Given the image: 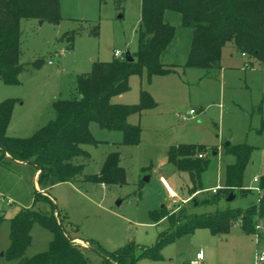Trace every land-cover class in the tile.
<instances>
[{
	"label": "rangeland",
	"instance_id": "374dc122",
	"mask_svg": "<svg viewBox=\"0 0 264 264\" xmlns=\"http://www.w3.org/2000/svg\"><path fill=\"white\" fill-rule=\"evenodd\" d=\"M58 3L59 19L55 22L20 19L19 61L24 67L17 83L0 79V102L14 100L6 127L8 136L28 137L52 119L53 101L76 94L75 77L89 72L93 61L114 59V49L128 51L131 56L137 51L140 0ZM164 17L173 25L174 34L160 61L173 67L172 71L148 76L142 68L140 74L129 76L128 90L111 98L113 102L137 103L140 90H145L153 99L154 108L127 118L128 123L140 128L137 144H121L119 130L104 129L91 121L89 130L98 142L83 144L88 158L74 160L84 163L83 174H94L107 153L118 151L125 182L101 184L78 179L47 188L60 213L64 234L102 249L103 253L72 240L83 245L81 250L89 264H116L106 258L119 248L132 246L139 251L155 244L168 224L165 218L154 222L150 212L162 204L170 213L203 214L225 208L241 211L257 202L259 179L255 175L264 174V64L226 45L216 65L186 66L192 28L181 23L177 12L166 11ZM189 109L195 111L194 115L181 119L179 116ZM179 143L194 145L199 149L195 155L204 154L202 189L193 193L187 192L190 183L185 171L171 163H159L168 147ZM242 143L251 148L248 161L240 187L233 188L235 196L227 201L222 196L225 171L235 161L227 148ZM34 170L32 164L7 160L0 149V264H12L6 257L11 218L22 208L49 210L46 203L33 204L34 190H38L33 182ZM160 174L177 185L172 187L184 202L169 205L158 181ZM213 188L218 189L219 198L205 203L206 198L214 196ZM241 223V217H237L225 233L196 228L165 241L155 257L139 256L135 251L134 262L126 260L123 264H190L200 249L205 254L201 264H257L256 251L264 249V217L252 214L253 231H245ZM256 224L260 226L257 241ZM30 235L27 257L48 249L52 233L47 227L33 222Z\"/></svg>",
	"mask_w": 264,
	"mask_h": 264
},
{
	"label": "trees",
	"instance_id": "16d2710c",
	"mask_svg": "<svg viewBox=\"0 0 264 264\" xmlns=\"http://www.w3.org/2000/svg\"><path fill=\"white\" fill-rule=\"evenodd\" d=\"M0 79L7 83H17V75L24 67L19 61L20 19L36 18L55 22L59 19L58 0H0ZM166 11L177 12L181 23L192 28V37L186 66L211 67L218 63L221 49L230 45L238 52L264 64V0H140L137 51L132 60L124 56L110 61H93L87 73L75 77V91L71 98H57L53 101L54 117L25 138L6 135L14 100L6 98L0 102V149L10 161L27 162L38 171L36 182L44 191L55 183L73 182L78 179L98 183L122 184L125 171L119 164L118 151L105 156L99 170L94 174H83L84 163L74 160L88 158L83 144H96L89 130L91 121L99 127L121 132V144H137L140 128L127 122L132 113L141 114L155 105L145 90H140L137 103L112 102L111 98L128 90L131 74H140L142 68L148 76L172 71L160 61V54L171 41L174 27L164 17ZM36 63V61H35ZM250 146L242 143L227 150L235 156V161L226 166L224 194L227 197L234 187H240L241 175L248 161ZM199 151L192 144L179 143L168 147L166 159L179 171H185L189 183L187 192L202 189L200 174L206 162L195 153ZM257 202L244 210L216 209L210 213H170L165 205L150 212L153 221L167 220V228L160 234L155 244L137 251L132 246H124L108 255L106 261L123 264L134 262L137 255H159V247L168 240L191 232L196 228H207L212 233H225L237 217H241V227L253 231L251 217L256 213L264 217V174L258 177ZM245 191V190H244ZM214 196L205 203L214 202ZM48 204L49 210L22 208L10 220L9 246L6 257L12 264H89L83 256L81 246L72 242L64 234L60 213L48 194L34 190L33 204ZM195 203V200H193ZM33 222L47 227L52 233L48 249L31 257L25 250L31 243L30 228ZM98 252V244L87 242ZM137 251V255L134 252ZM138 256V257H139Z\"/></svg>",
	"mask_w": 264,
	"mask_h": 264
},
{
	"label": "built area",
	"instance_id": "2783aa9c",
	"mask_svg": "<svg viewBox=\"0 0 264 264\" xmlns=\"http://www.w3.org/2000/svg\"><path fill=\"white\" fill-rule=\"evenodd\" d=\"M244 55V53H242ZM113 55L114 57H123L122 53L120 50L118 49H115L113 51ZM195 111L193 109H189L187 112H185L182 116H179L181 117V119L183 120H186L190 117H192L194 115ZM198 157H202L203 154L202 153H198L197 154ZM256 179L258 178V176L255 177ZM158 181L160 182V184L162 185V187L164 188L167 196H168V199L170 200V206L177 203V201H180V202H184V200L180 199L177 195V193L175 192L174 188L171 186V184L167 181V179L164 177V176H159L158 177ZM216 190V188H213L212 189V192H214ZM258 191V188L256 189ZM260 228L259 224H256L255 226V229H256V232H255V237H256V241H257V238L259 237L258 236V232L257 230ZM203 258V254L202 252L198 251L195 253V256L194 258L191 260L190 264H201V260ZM255 260H256V263L257 264H260L261 262L264 261V249H261V250H257L256 251V254H255Z\"/></svg>",
	"mask_w": 264,
	"mask_h": 264
},
{
	"label": "crops",
	"instance_id": "0c3cea01",
	"mask_svg": "<svg viewBox=\"0 0 264 264\" xmlns=\"http://www.w3.org/2000/svg\"><path fill=\"white\" fill-rule=\"evenodd\" d=\"M169 43H170V42H169ZM167 46H168V45H167ZM167 46H166V47H167ZM165 49H166V48H165ZM165 49H164V50H165ZM114 50H115V49H114ZM114 50H113V51H114ZM118 50H119V49H118ZM164 50H163V51H164ZM163 51H162V52H163ZM162 52H161V54H162ZM121 53H122L123 56H125V53H123V52H121ZM161 54H160V56H161ZM112 55H113V52H112ZM242 56H246V55H242ZM113 57H114V55H113ZM111 101H112V100H111ZM112 102H113V101H112ZM119 103H122V102H119ZM154 107H155V105H154L152 108H154ZM127 118H128V117H127ZM190 118H191V117H190ZM202 154H203V153H202ZM202 157H204V154H203ZM15 162H16V163H19V164H20V163H22V164L27 163V162H21V161H15ZM159 163H160V164L168 163V162H167V159H166V155L160 159ZM96 172H97V171H96ZM96 172H95V173H96ZM37 174H38V170H34V173H33V182H34V186H35L39 191L43 192L44 194H48V193H47V190L44 191L43 189H40L39 186L37 185V182H36ZM160 176H164V175H163V174H160ZM187 176H188V175H187ZM256 176H257V175H255V177H256ZM188 181H189V180H188ZM65 182H68V181H65ZM159 183H160V182H159ZM188 183H189V182H188ZM101 184H103V183H101ZM160 185H161V184H160ZM171 186H174V188L177 187V185H175V184H174V185L172 184ZM161 187H162V185H161ZM162 189H163V191L165 192V190H164L163 187H162ZM175 192H176V191H175ZM165 193H166V192H165ZM166 195H167V194H166ZM50 198H51V197H50ZM71 239L74 240V241L82 242L83 244H84V243L88 244L86 241H83V240H81V239H79V238H76V237L71 238ZM81 246H83V245H81ZM85 246H86V245H85ZM198 251L202 252L201 249L198 250ZM198 251H197V252H198ZM202 254H203V258H202L201 262L203 261V259H204V257H205L204 252H202ZM201 262H200V263H201Z\"/></svg>",
	"mask_w": 264,
	"mask_h": 264
},
{
	"label": "water",
	"instance_id": "95a60500",
	"mask_svg": "<svg viewBox=\"0 0 264 264\" xmlns=\"http://www.w3.org/2000/svg\"><path fill=\"white\" fill-rule=\"evenodd\" d=\"M40 23H41V21H40ZM124 58H125V60H132L133 59V57L129 54V52L128 51H126L125 52V56H124ZM42 170V168L40 167V168H38V171H41ZM147 179V178H146ZM234 194L232 193V192H230L229 194H228V196L225 198L227 201H229V200H231V199H233L234 198ZM120 201H118L117 202V204L119 203ZM92 249V248H91ZM92 250H94V249H92Z\"/></svg>",
	"mask_w": 264,
	"mask_h": 264
}]
</instances>
